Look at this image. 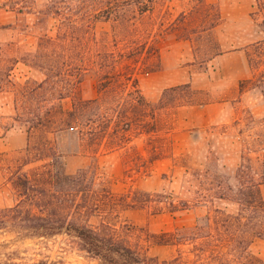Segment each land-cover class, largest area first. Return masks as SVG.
Masks as SVG:
<instances>
[{"label": "rangeland", "instance_id": "374dc122", "mask_svg": "<svg viewBox=\"0 0 264 264\" xmlns=\"http://www.w3.org/2000/svg\"><path fill=\"white\" fill-rule=\"evenodd\" d=\"M262 159L264 0H0V209L54 195L155 264H189ZM14 249L98 264L66 234ZM249 252L264 260V235Z\"/></svg>", "mask_w": 264, "mask_h": 264}, {"label": "trees", "instance_id": "16d2710c", "mask_svg": "<svg viewBox=\"0 0 264 264\" xmlns=\"http://www.w3.org/2000/svg\"><path fill=\"white\" fill-rule=\"evenodd\" d=\"M262 161L264 163V159ZM244 167L246 165L242 172ZM263 182L264 174L258 181L241 178V196L238 200L241 211L238 214L217 211L208 216L209 220L214 219L216 225L199 235L204 247L199 258L189 264H264L263 259L249 252L253 238L264 235V196L258 188ZM32 190L37 192L34 188ZM60 203L54 195H34L27 200L22 199L14 206L0 209V230L14 233L16 237L13 242L50 239L66 234L83 255L96 260L98 264H155L151 258L121 242L114 233H102L86 223L71 219L58 209ZM200 230H204V227H200ZM13 242L0 243V264H48L47 259L31 263L22 261L19 249L8 250ZM226 246L228 249L224 248Z\"/></svg>", "mask_w": 264, "mask_h": 264}]
</instances>
